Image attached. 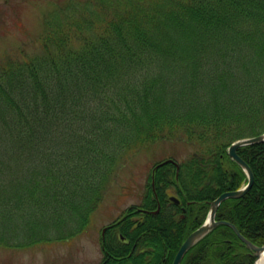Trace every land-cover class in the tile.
<instances>
[{
	"label": "trees",
	"instance_id": "16d2710c",
	"mask_svg": "<svg viewBox=\"0 0 264 264\" xmlns=\"http://www.w3.org/2000/svg\"><path fill=\"white\" fill-rule=\"evenodd\" d=\"M39 41L0 63V244L80 235L132 154L183 141L194 150L151 170L101 238L106 264H172L211 201L247 182L227 150L264 133V0H61ZM238 153L254 183L216 219L263 245L264 142ZM255 258L221 223L181 264Z\"/></svg>",
	"mask_w": 264,
	"mask_h": 264
},
{
	"label": "rangeland",
	"instance_id": "374dc122",
	"mask_svg": "<svg viewBox=\"0 0 264 264\" xmlns=\"http://www.w3.org/2000/svg\"><path fill=\"white\" fill-rule=\"evenodd\" d=\"M58 1L61 0H0V63L8 56L41 51L43 16ZM193 150L183 141H163L132 154L86 231L66 240L32 246L0 244V264H100L102 229L126 208L142 201L154 165L171 157L181 162Z\"/></svg>",
	"mask_w": 264,
	"mask_h": 264
},
{
	"label": "water",
	"instance_id": "95a60500",
	"mask_svg": "<svg viewBox=\"0 0 264 264\" xmlns=\"http://www.w3.org/2000/svg\"><path fill=\"white\" fill-rule=\"evenodd\" d=\"M261 142H264V133L251 136V137H245V138L238 139L229 146L227 150L228 155L231 157V159L236 161L244 169L245 173L247 174L248 181L242 187L238 189H234V190L225 191L211 201L209 213L205 221L187 236V238L184 240V242L181 244L180 248L178 249L172 264H181L188 250L191 247H193L196 243H198L201 239H203L218 224H221V223L230 225L235 230V232L238 234V236L246 243V245L251 250H253L256 256L254 264H256L257 260L264 253V244L257 245L253 243L251 240H249L247 237H245L240 232V230L234 223L230 221H226V220L216 219V213L218 211L220 204L224 200L228 198L241 197L252 187L254 183V172L252 168L250 167V165L248 164V162L243 157L240 156V154L238 153V148L243 145L261 143ZM169 160H172V159H169ZM169 160L159 163L157 166L163 163L169 162ZM172 200H174L176 203H179L178 198H176L175 196H172Z\"/></svg>",
	"mask_w": 264,
	"mask_h": 264
},
{
	"label": "flooded vegetation",
	"instance_id": "af4514ba",
	"mask_svg": "<svg viewBox=\"0 0 264 264\" xmlns=\"http://www.w3.org/2000/svg\"><path fill=\"white\" fill-rule=\"evenodd\" d=\"M154 172H155V170H154ZM153 172V173H154ZM172 198V197H171ZM172 201H174V200H172ZM175 202V201H174ZM176 203V202H175ZM180 203V202H179ZM179 203H177V204H179ZM159 207H158V209L157 210H155L154 212H159ZM150 210H148V212H149ZM153 212V211H152ZM108 226L109 225H107V226H105L106 227V229L104 230V228L102 229V232H101V238H104V236H105V232H106V230H107V228H108ZM100 264H106V261L103 259V257H102V260H101V263Z\"/></svg>",
	"mask_w": 264,
	"mask_h": 264
},
{
	"label": "bare ground",
	"instance_id": "6f19581e",
	"mask_svg": "<svg viewBox=\"0 0 264 264\" xmlns=\"http://www.w3.org/2000/svg\"><path fill=\"white\" fill-rule=\"evenodd\" d=\"M256 264H264V253L261 255V257L257 260Z\"/></svg>",
	"mask_w": 264,
	"mask_h": 264
}]
</instances>
